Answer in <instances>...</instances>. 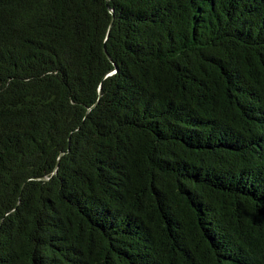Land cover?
<instances>
[{"label":"trees","instance_id":"16d2710c","mask_svg":"<svg viewBox=\"0 0 264 264\" xmlns=\"http://www.w3.org/2000/svg\"><path fill=\"white\" fill-rule=\"evenodd\" d=\"M0 264H264V0H0Z\"/></svg>","mask_w":264,"mask_h":264}]
</instances>
